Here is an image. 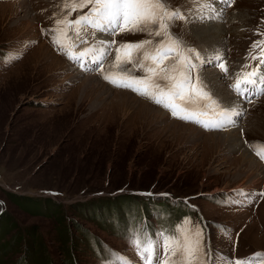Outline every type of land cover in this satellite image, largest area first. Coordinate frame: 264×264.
I'll return each mask as SVG.
<instances>
[{"label": "rangeland", "instance_id": "rangeland-1", "mask_svg": "<svg viewBox=\"0 0 264 264\" xmlns=\"http://www.w3.org/2000/svg\"><path fill=\"white\" fill-rule=\"evenodd\" d=\"M186 7L194 15L198 5L187 2ZM225 7L223 22L215 23L224 32L219 53L233 75L224 78L206 66L203 77L213 95L229 106L238 98L229 88L234 74L258 63L251 56L260 49L251 45L262 38L257 31L264 33V0H234ZM63 15L62 0H0V264H48L47 257L51 264H101L106 248L139 264L126 242V229L142 222L154 233L186 216L199 220L213 246L234 259L264 252V171L240 157L247 149L264 165V94L244 101L243 114L234 118L240 144L233 150L225 143L203 148L206 133L230 129L206 130L141 95L142 101L168 111L172 120L203 133L190 136L188 128H164L169 120L145 124L141 116L135 121L118 110L101 109L98 93L86 91V97L78 90L86 75L94 76L89 86L97 87L105 103L113 91L131 90L113 86L99 69H77L53 45L51 34L42 33ZM31 23L37 38L26 34ZM177 23V32L191 46L211 55L192 31L193 23L201 21ZM96 38L119 42L143 37L98 33ZM96 38L89 35L75 51L90 47ZM42 46L47 54L36 50ZM51 52L62 60L50 68ZM71 69L83 77L71 78ZM242 190L256 195L251 201L233 195ZM68 252L75 256L71 263Z\"/></svg>", "mask_w": 264, "mask_h": 264}, {"label": "snow or ice", "instance_id": "snow-or-ice-1", "mask_svg": "<svg viewBox=\"0 0 264 264\" xmlns=\"http://www.w3.org/2000/svg\"><path fill=\"white\" fill-rule=\"evenodd\" d=\"M187 2L198 5L194 9L198 15L191 14ZM217 2L231 6L234 0H186L182 4H176L174 0H62L64 15L54 19L49 29L41 31L51 34L53 45L66 58L83 64L90 71L99 69L113 86L147 97L169 110L175 118L206 130H221L234 126V118L243 113L235 102L224 106L213 95L204 82L203 70L211 66L223 73L224 78L233 74L218 51L204 55L176 30L177 22H202L205 18L203 10ZM222 10L212 7L210 15ZM73 13H76L75 19ZM98 33L110 37L140 34L143 38L119 42L94 39L90 47L75 51L80 43L88 42L89 35L96 37ZM255 34L262 37L251 45L252 50L260 49L257 55L251 56L258 63L255 67L245 65L251 70L234 74V82L229 85L241 101L248 103L254 96L264 94V33L257 31ZM233 195L251 201L256 193L242 190ZM233 203L241 201L233 200ZM221 231L230 235L225 227H221ZM125 239L139 264H264V252L235 259L220 252L205 234L201 222H193L187 216L179 224L162 227L154 233L143 227L142 222L130 225ZM105 252L107 255L101 258V264H136L122 252L107 248Z\"/></svg>", "mask_w": 264, "mask_h": 264}, {"label": "bare ground", "instance_id": "bare-ground-1", "mask_svg": "<svg viewBox=\"0 0 264 264\" xmlns=\"http://www.w3.org/2000/svg\"><path fill=\"white\" fill-rule=\"evenodd\" d=\"M4 5H9L10 6L11 4L10 3H4ZM225 5L226 4H222V3H219V2L214 3V4H209V6L206 9L203 10V16L206 17V18L209 17L210 18V22H207L206 19L204 18L203 21L200 24H194L193 23V25H192V31L195 32V34H196L198 40L200 41L201 45H203V46L205 45V47H207V50H206L207 54L211 53V55H212L215 52H217V51L219 52L222 49L221 45H222V38H223L224 32H223V29L219 26V24H216L215 22H217V23L218 22L220 23V21L223 22V18L226 17V15H224V13H225L224 11H226L225 10L226 9ZM212 7H215L217 9H221L222 8L223 10L221 12H218L215 15H210ZM195 15H198V13L195 12L193 16H195ZM237 19L238 18H236L235 20L237 21ZM242 19H244L243 16H241L240 20H242ZM34 26H35V24L31 23L28 26L27 30H26V34L28 36L32 37V38H34L36 36L39 37L37 35V30L35 29ZM107 38H106V40H107ZM99 40H103V39H99ZM42 49H43V46L39 47V49H36V50L42 51V54H44V53L47 54L48 53V52H44V50H42ZM204 55H205V53H204ZM60 59H59V57L55 56L52 53L51 61L49 60V62H48V67L51 68V67H53V66H55L57 64L60 65V63H61ZM67 65H70V64L67 63ZM76 67H77V69L79 68L80 70L81 69L83 70L82 67H84V66H83V64H78V65H76ZM68 70H70V68ZM71 70L74 71L75 69H71ZM80 70L79 71L78 70L74 71V73H72L71 78H76V77H78L80 75L83 77V75L80 73ZM210 70H214V69H209L207 71L209 72ZM211 72L212 71H210L209 73H211ZM240 72H242V70H240ZM207 75H209V74H207ZM210 75H209L210 77L214 76L212 74H210ZM222 76H223V74H222ZM210 77H208V78H210ZM210 79H212V78H210ZM93 80H94V76L86 75L85 77H83V80H82L83 83L78 87V90L81 91V93H83V95H85L87 92H89L90 94L98 93V94H96V96H97L96 98H98L97 99L98 100L97 104L102 102L100 104V108L101 109L110 108V110H115V111L118 110L121 113H124L125 115L127 114V117H129V118L134 117L133 120L135 119V121H138L139 116H141L139 118V120L140 121L142 120V122H144L145 124H147L148 121L149 122H152V121H155V122L157 121L158 122L160 120V121H164L165 122L166 120H169V122L167 121L168 123L164 124V126H163L164 128H166V127L170 128V126H172L174 128L175 127L176 128H184V131L188 128L189 129L188 135L190 134V136H191L192 133L193 134H196V133L197 134L198 133L202 134L203 133L201 130L197 129L193 125L191 126V125H188V124H184L182 122H177L178 120L177 121L172 120L169 117V115H168V111H165V112L161 111L162 110V109L160 110L161 107L158 109V108L150 105L149 103L142 101L139 98L141 96L136 94V93H133L132 91H129V92L130 93L132 92L133 94H135L138 97H136L132 93L130 94L129 92H125V91L124 92L120 91V90L119 91H115V92L113 91L112 99L109 102L105 103L103 101L104 98H100L99 97V96H101V94L98 92L97 87L93 86V85L89 86V84L91 82H93ZM99 84H100V82H99ZM97 85H98V83H97ZM101 85L104 86V84H102V83H101ZM87 95H89V94H86L85 96L87 97ZM234 99H235V101H237L238 105L240 104L239 107L236 104L237 109L242 110L244 101H241L240 97H238L237 100H236V98H234ZM229 101L231 103V101H233V97H230ZM100 108L98 107V108H96V110L100 109ZM227 130H229L227 133H218V132L206 133L207 136L204 135L205 138L203 139V142H204L203 143V148L207 147L208 149H212V147H214L216 145H219L220 143H223V144L225 143L226 145H228L229 146V150L230 149L233 150V148H239V144L240 143L237 141L238 140V136H237L238 134H237L236 129L234 127H232V126H229V127H227V129L225 131H227ZM207 141L209 142V144H208L209 146L207 145ZM240 157L243 159V161L244 160L245 161L246 160L249 161L248 163L250 164L251 167H254V165H255V166L261 167L262 170L264 171V167H263L264 165L262 166L261 163L258 162L259 161L258 159H257L258 160L257 161L255 157L251 156L247 149H244L242 151ZM251 174H253V173L251 172ZM244 188L245 189H250L247 186H245Z\"/></svg>", "mask_w": 264, "mask_h": 264}, {"label": "trees", "instance_id": "trees-1", "mask_svg": "<svg viewBox=\"0 0 264 264\" xmlns=\"http://www.w3.org/2000/svg\"><path fill=\"white\" fill-rule=\"evenodd\" d=\"M140 200H139V202H144L143 201V199L142 198H139ZM171 205V204H170ZM170 211H172V209L170 208L169 209ZM154 229V226L152 227V228H149V230H153ZM43 253H45V256H48L47 255V253L44 251ZM67 256H68V262H70L71 263V260H72V258H73V256H74V253H72V252H68L67 253ZM75 257V256H74ZM47 263L48 264H51V262H50V260H49V257H47ZM73 263V262H72Z\"/></svg>", "mask_w": 264, "mask_h": 264}]
</instances>
